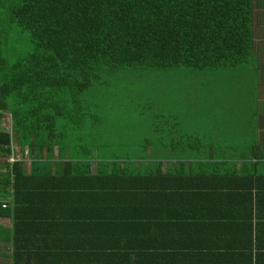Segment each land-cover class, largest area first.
I'll return each instance as SVG.
<instances>
[{"label":"trees","instance_id":"16d2710c","mask_svg":"<svg viewBox=\"0 0 264 264\" xmlns=\"http://www.w3.org/2000/svg\"><path fill=\"white\" fill-rule=\"evenodd\" d=\"M254 19V0H0V217L11 220L0 242L10 264H264V162L238 172L188 156L194 135L176 155L108 157L89 110L99 97L86 98L122 83L155 94L156 73L176 67L240 65L252 76L264 68ZM160 138L157 149H171ZM212 192L217 217L195 228L191 215Z\"/></svg>","mask_w":264,"mask_h":264},{"label":"rangeland","instance_id":"374dc122","mask_svg":"<svg viewBox=\"0 0 264 264\" xmlns=\"http://www.w3.org/2000/svg\"><path fill=\"white\" fill-rule=\"evenodd\" d=\"M10 39L17 48L31 46L24 39ZM250 70L238 65L216 69L176 67L170 76L159 71L155 80L161 89L157 88L155 94L144 90V99L140 92L130 91L131 87L126 89L124 83L116 85L115 89L109 87L106 92L96 86L88 89L86 98L99 97L98 101L89 103V110L101 121L99 133H96L101 144L100 152L108 157L135 158L178 154L165 147L157 149L154 143L161 135L159 122L171 116L177 122L178 135H184L183 140L189 141V135L199 138V146L192 148L187 144L186 155H210L237 161L249 159L261 167L264 155L259 152L264 151V146L261 143L260 150L254 145L258 143L254 141L258 114L255 101L259 92L264 90V76L257 77V72L251 76ZM111 75L109 80L115 82L121 78V73ZM259 82L261 90L256 86ZM5 121L8 125L9 122ZM148 140L154 142L148 145ZM248 145H254V153ZM205 151L207 154H203ZM0 223L4 227L11 225L10 218L0 217ZM5 244L0 242V264H10L9 249Z\"/></svg>","mask_w":264,"mask_h":264},{"label":"crops","instance_id":"0c3cea01","mask_svg":"<svg viewBox=\"0 0 264 264\" xmlns=\"http://www.w3.org/2000/svg\"><path fill=\"white\" fill-rule=\"evenodd\" d=\"M254 27L256 28V32H257V35L258 36H261V35H264V0H254ZM259 61L262 62V57L259 58ZM257 77L259 76H264V68L261 70L259 69V71L257 72ZM170 76V75H169ZM167 81H169V77H166ZM256 86H258L261 90L262 88V84L259 82V84H256ZM157 87L159 89H161L159 86H158V83H157ZM262 96V98H261ZM257 102V105L255 106V109L258 110V114H257V119H256V133H257V137H256V142L258 143H255L254 145H258L259 146V149L261 150V143L263 144L264 146V90L261 92H259L258 94V97H257V100L255 101ZM5 119L9 122L10 124V116L9 115H4L2 118H1V123L2 125L4 126V128H8L9 127V124L7 125ZM159 125H160V132H161V135H160V140L162 141H166L168 143V147L170 146V148H167V150H175L176 151V148L178 146V143L180 141H182L183 139H185L183 136L184 135H178L177 131H176V126H177V122L174 121V118H172L171 116L166 119V117L164 118L163 122L160 123L159 122ZM174 134H177V136L175 137ZM254 145H248L247 147H250L252 152L254 153L256 149H254ZM199 152V151H198ZM252 153V154H253ZM258 153V152H256ZM264 151L261 150V152H259L260 155H264L263 154ZM199 154V153H198ZM203 154H207V152L205 151V153ZM205 157H209L208 160H210L211 162L213 161H219L217 158L213 159L212 156L210 155H204ZM191 158V157H190ZM222 158V157H221ZM245 160H249V159H245ZM227 163H233V164H236L233 169H236V171H241L240 168H241V165L243 164V162H246V161H237L236 160H232V159H226ZM264 162V160L262 161ZM231 168V166L229 165L228 168ZM243 169L245 167H242ZM262 170L264 171V169L262 168ZM201 182V181H200ZM201 183H204V182H201ZM218 183H221L220 180H215L214 182H212L211 184H218ZM217 194H215L214 192L212 193H206L204 195V198L201 199V200H206L204 201V205H205V208H203L200 213L199 212H196L194 213L193 215H191V219L195 218L197 219L198 221H196V224L194 225L195 228H202L201 227V224L199 221H201L202 219H215L217 217V210H214L213 207H215L213 204H210L209 200H215V198L217 197L216 196ZM239 197V196H238ZM198 208V207H197ZM217 208V207H215ZM4 218H8V217H4ZM1 224V223H0ZM10 224H11V220H10ZM2 225V224H1ZM3 226V225H2ZM11 226V225H10ZM9 226V227H10ZM208 227H212L216 230V232L219 231L220 229V225L217 224V225H212V224H207ZM8 228V227H6ZM204 247V246H203ZM196 252H205V250L202 248L201 250L199 251H196Z\"/></svg>","mask_w":264,"mask_h":264},{"label":"built area","instance_id":"2783aa9c","mask_svg":"<svg viewBox=\"0 0 264 264\" xmlns=\"http://www.w3.org/2000/svg\"><path fill=\"white\" fill-rule=\"evenodd\" d=\"M11 160H15V157L12 156ZM5 206V205H4Z\"/></svg>","mask_w":264,"mask_h":264}]
</instances>
